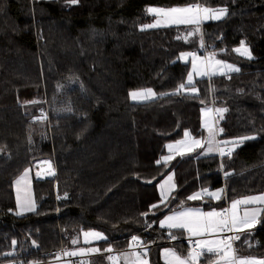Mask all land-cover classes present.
<instances>
[{"label": "trees", "instance_id": "1", "mask_svg": "<svg viewBox=\"0 0 264 264\" xmlns=\"http://www.w3.org/2000/svg\"><path fill=\"white\" fill-rule=\"evenodd\" d=\"M196 3L226 13L204 21L201 35L187 25L146 26L150 5ZM241 42L252 57L234 51ZM202 43L239 71L188 85L182 54ZM145 89L155 95L131 98ZM45 101L50 117L35 121ZM206 106L220 112L218 139L229 152L163 161L167 142L207 136ZM43 158L58 170L56 185L33 175L36 209L17 215L14 183ZM172 171L176 188L162 203L158 184ZM223 173L229 202L264 192V0H0V264L92 245L89 264H111L109 252L127 249L133 237L152 264H167L163 246L187 255L190 244L184 230L160 220L184 206H222L224 196L187 198L221 187ZM92 229L104 238L84 243ZM237 237L238 254L263 258L264 210L257 228ZM216 256L205 252L199 263Z\"/></svg>", "mask_w": 264, "mask_h": 264}, {"label": "rangeland", "instance_id": "2", "mask_svg": "<svg viewBox=\"0 0 264 264\" xmlns=\"http://www.w3.org/2000/svg\"><path fill=\"white\" fill-rule=\"evenodd\" d=\"M188 7L193 8V12H191V13H185V12L173 13V12L169 11L170 9H173V8L182 9V8H188ZM205 8L208 9L209 11L204 12L203 9H205ZM150 9H157V10H163V11L153 12V11H149ZM220 9H222V8H210V7H207L205 5H201L199 3H196L194 5L188 4V5H180V6H174V7H163V6L150 5L147 7V11H148V13H150L153 16H152V19L146 24V26L149 28H160V27H168V26H174V25H187V26H190L192 28V30H193L192 32L199 33L201 35L202 34V31H201L202 23L204 21L218 20L215 18L216 16H219L220 17L219 19L224 17L226 11L223 14H221L218 11ZM178 20H187L190 22H188V23L174 22V21H178ZM201 47H203V43H202ZM238 48L241 49V51H243V49L248 50V53L243 55L244 57L250 58L253 56L250 46H248L246 44H243V48H242V45L235 46L234 51ZM238 53L241 54V52H238ZM182 58L185 61L190 62L191 67H190V73L189 74L192 75V81L195 80L196 78H202L203 76L205 77L208 75L215 76V75H221V74H227V73H234V72L239 71V69H240V66L237 62H232V61L227 60L226 58H223L218 52H216L214 50L213 51L209 50L207 56H201L199 54L190 55L189 52H185L182 54ZM217 61H220L221 63L218 64ZM193 65H195V67H193ZM226 65H231L232 68L236 69V70H230L228 67H226ZM145 90H147V89H145ZM145 90H138L137 92H141V91H145ZM153 92L154 91L152 90V93ZM136 101H142V100H136ZM206 107H208V106H206ZM209 108H210V106H209ZM217 112H218V115H220V112L219 111H217ZM217 112H215L214 118L212 117V114H211V117L209 118L210 119L209 120L210 125L215 121L213 128H211L212 132L214 133V139L212 140L211 145H209V143H208L209 139H210V133H209V129H208V134L206 137L197 136V135H192V137H190L189 135H187L180 140H174V141L167 142L166 152H164V154L162 155V158L167 157V156H171L172 159H170V160H173L175 157L182 156L184 154L186 155L187 153L192 154L196 151H200L201 155H208V154L218 153L219 148H224V146L226 145V143H225L226 141L218 139V136L220 133V128H218V124H217V117H216ZM195 141H199L200 145L197 146L195 144ZM233 141L236 143H233L232 146H235V145L239 144L240 140L236 139ZM177 142H182V144H178ZM169 145L174 146L172 150H169V148H168ZM209 147H211V149H212L211 151H209ZM188 148H192L193 150L189 152ZM158 187L160 188L161 192L162 191L166 192V189H165V187H163V184H159ZM220 188L223 189V187H220ZM206 190L208 191L210 189L208 188ZM215 190L221 191V190H218V188H216ZM197 193L202 195V190H199L198 192H196L194 194H197ZM30 198H31V196H30ZM17 211L20 212V209H17ZM91 232L99 233L102 237H104V233L102 231L97 230V229H92V230L83 232L82 240L83 241H90V242L99 240V239H95L91 236H89L87 238L85 237V235H84L85 233H91ZM230 243L233 244L231 241H230ZM95 249H96L95 246L92 245V246H87V247H83L80 249L76 248V249L72 250L73 251L72 253H79L80 251H83V250L90 251V250H95ZM68 252L70 253V250H68ZM241 257H243V256L240 255L239 259H241ZM259 258H261V257H259ZM261 260H264V257ZM114 262H116V263L119 262V257L111 258V264H114ZM34 264H65V262L61 261L59 256H56V257H51L48 261L34 262Z\"/></svg>", "mask_w": 264, "mask_h": 264}, {"label": "crops", "instance_id": "3", "mask_svg": "<svg viewBox=\"0 0 264 264\" xmlns=\"http://www.w3.org/2000/svg\"><path fill=\"white\" fill-rule=\"evenodd\" d=\"M208 76H210V75H208ZM211 114H212V117L214 118L215 117V111H214L213 107L210 106V108H209V106H208V107L202 108V126L207 131V134H208V129L213 128V126L215 124V121L211 125L209 123V120H210L209 118L211 117ZM168 176H172L171 181L167 180ZM33 179H34L33 169L29 168L14 183V191H15V197H16V202H17V208H16V214L17 215H23V214L35 211V209H36V202H35L34 192H33ZM159 184H163V187H165L166 193H168L166 195V197L170 196L171 193L176 188L173 171L170 172L168 175H166ZM218 190H221V191H216L215 189L214 190L210 189L207 192L204 191V192H202V195H200V197H201L200 199H205V201H209V202H215L218 199L215 196L209 195V193H216L220 199L224 194V190L220 187L218 188ZM159 192L162 195L160 188H159ZM163 192H165V191H163ZM30 196H31V198H30ZM262 197H264V192L246 195V196L240 197L238 199H234V200L229 202V208L231 211L230 212L231 216L233 217V215H235V217L237 218V224L234 226V229L238 232V235H241L243 233H246L248 231H251V230H254L255 228H257L258 223H259V218L262 215L263 210H264V199H261ZM235 201H248V202L247 203H239L237 205L236 209L233 210L232 204ZM187 208L199 209L202 213H208V212H216L217 213V207H213V206L205 207L203 204H201V205H189V206H184L182 208H179L177 210L169 212L160 220V222L165 221L166 217L172 216L174 213L183 211ZM17 209H20V212L17 211ZM29 209H32V210H29ZM245 212H247L249 214V216L247 217V220H248V223L252 225L251 228H248L244 223L240 222L245 218L244 217ZM253 214L255 216L254 219H253ZM212 219H213V221H215V220H218V217H213ZM167 224H168V222L166 221L165 225L162 227L166 228V229H176V228H169L167 226ZM182 230H184L186 232L187 240L193 238L196 240L202 239V240H207V241H213V240H218V239L223 238L221 236V230L219 228H216L214 230L210 229V232L212 234L205 235V236H192L187 231V229H182ZM83 242L84 243H91L94 241H91V242L90 241H83ZM137 243H140V242L138 240H136L127 249L117 251L116 254L111 257V258L119 257V262H117V263L114 262V264H152L148 258V255L146 254V250L140 249V247H138ZM231 246H232V249L235 250V255L238 258L236 261H233V264H239L240 255L236 252L234 244H231ZM199 249H200V253H201V248L199 247ZM166 250H174L181 258H187V257H189L190 254H192L193 257H196V259H194V261H193V264H200L199 258L202 254L196 253V252H193L190 250L187 255H183L174 246L166 245V246H163L161 249V257H162L163 261L167 264H169V261L172 259V257L169 255V253ZM90 252L83 250V251H80L79 253H75V254L76 255L91 256ZM137 255H139L140 260L136 259ZM222 255H223V253L217 254L216 259L212 264H217V261H221V264H224V262L221 260ZM242 256L243 257H241V259H243V258H255L257 261L263 259V258H259V257H255V256H244V255H242ZM90 261L91 260L89 259V262Z\"/></svg>", "mask_w": 264, "mask_h": 264}, {"label": "snow or ice", "instance_id": "4", "mask_svg": "<svg viewBox=\"0 0 264 264\" xmlns=\"http://www.w3.org/2000/svg\"><path fill=\"white\" fill-rule=\"evenodd\" d=\"M71 3H75L76 0H70ZM149 11H163V10H157V9H150ZM170 12H185V13H191L193 12V8L188 7V8H182V9H177V8H173L169 10ZM204 12H208V9H203ZM221 14H223L226 9H220L218 10ZM216 19H219V16L215 17ZM177 23H188L190 21L187 20H178V21H174ZM242 44V48H243V42H241ZM235 51L237 52H241L242 55L247 54L248 50L247 49H243V51H241V49H236ZM217 63H221L220 61H217ZM193 67H195V65H193ZM226 67H228L230 70H236L233 69L231 65H226ZM188 85H192V75L189 74L188 76V81H187ZM180 88H185L184 84L180 85ZM192 90L195 91V87L193 85ZM155 94L152 93L151 89H147L145 91H141V92H137V91H133L130 93V96L133 100H147L150 99L154 96ZM209 133H210V139H209V145H211L212 140L214 139V133L212 132L211 128H209ZM185 135L187 136L188 133H185ZM243 139H250V137H245ZM178 144H182V142H177ZM228 143V142H225ZM236 143V142H233ZM195 144L197 146L200 145L199 141H195ZM173 145H169L168 148L169 150L173 149ZM192 148H188V151H192ZM211 147H209V151H211ZM223 155V153H221ZM172 159L171 156H167V157H163L162 160H164L165 162H167L168 160ZM161 161H157V163L159 164ZM168 181L172 180V176H168L167 178ZM205 192L207 190H204ZM168 193L163 192L162 191V203L163 200L165 198V196ZM209 195L215 196L217 199H219V196L216 193H209ZM200 194H194L189 196L187 199L188 200H197L200 199ZM261 199H264V197H262ZM248 201H235L232 204V208L233 210L236 209L237 205L239 203H247ZM153 208L157 207V205H153ZM32 210V209H29ZM147 215V214H145ZM249 216V214L247 212H245L244 214V219L240 222L244 223L248 228H251L252 225L248 223L247 217ZM213 217H219L218 220L213 221ZM255 218L254 214H253V219ZM168 222L167 226L169 228H176V229H187V231L192 235V236H205V235H210L212 234L210 232V229L214 230L216 228H219L221 230V232H223L224 229H228L229 231L232 230V228H234V226L237 224V218L235 217V215H233V217L231 218V220L229 221L228 219H226L224 217L223 213H216V212H208V213H202L199 209H191V208H187L183 211L174 213L172 216H168L165 218V221H161L160 224L161 226L165 225V222ZM85 237H93L95 239H103L104 237H102L99 233H95V232H91V233H85L84 234ZM175 238V237H173ZM232 237H224L218 240H213V241H207V240H202V239H198L195 241V244L201 248V253L203 254L205 251L209 254H219V253H223L221 260L224 262V264H233V261H236L238 258L235 255V250L232 249L231 243L230 241L232 240ZM235 239H239V237H235ZM133 240H137V237H133ZM169 255L172 257V259L169 261V264H193L194 259H196V257H193L192 254L189 255V257L187 258H181L174 250H166ZM75 254V253H73ZM137 260H140L139 255H137L136 257ZM217 264H221V261H217ZM239 264H264V260H259L257 261L255 258H243V259H239Z\"/></svg>", "mask_w": 264, "mask_h": 264}, {"label": "built area", "instance_id": "5", "mask_svg": "<svg viewBox=\"0 0 264 264\" xmlns=\"http://www.w3.org/2000/svg\"><path fill=\"white\" fill-rule=\"evenodd\" d=\"M195 7V6H194ZM192 54H199L201 56H207L208 51L206 49V46L204 45L203 48L198 50H192ZM50 117V106L48 105L47 101L44 102V105H41L38 109L37 115L33 118L35 121L48 119ZM229 152L228 148H219L218 154L219 156H222L221 153L227 154ZM33 175L36 179L40 180H54L56 185V179L58 178V170L56 169L55 165L52 163L50 159L43 158L36 162V168L33 172ZM227 179V175L224 173L222 174V186L224 190V199L225 203L217 208V213H223L224 217L231 220V213L229 208V201L227 199V194L225 192V181ZM219 219V217H218ZM221 236L224 237H232V242L235 240V237L238 236V232L232 228L231 231L228 229H224L223 232H221ZM196 239H189L188 242L190 244V250L196 253H200L199 247L195 244ZM138 247L140 249L146 250L147 245H143L142 243H137ZM117 250H112L109 252L111 256H114L116 254ZM43 257H56L59 256L61 261H64L65 264H89L90 256L88 255H76V254H70L63 246L59 248L52 249L50 252H44L42 254ZM11 264H25L22 261L13 262ZM27 264H34V262H30Z\"/></svg>", "mask_w": 264, "mask_h": 264}]
</instances>
